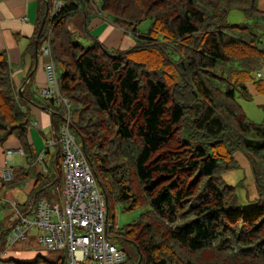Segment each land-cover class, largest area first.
<instances>
[{"label": "trees", "instance_id": "trees-1", "mask_svg": "<svg viewBox=\"0 0 264 264\" xmlns=\"http://www.w3.org/2000/svg\"><path fill=\"white\" fill-rule=\"evenodd\" d=\"M60 1L52 15L50 0H42L41 19L47 6L50 12L40 40L50 36L71 130L109 209L141 210L125 226L113 217L108 227L126 264H264V120L250 119L239 101L253 99L250 84L264 95L259 0ZM235 8L249 22H230ZM98 14L141 41L108 48L90 33ZM146 21L151 27L141 34ZM22 98L0 50V145L16 135L29 163L14 169L10 187L35 176ZM238 152L257 185L249 206L224 178L240 166ZM53 166L60 177L61 150ZM48 173L38 174L45 184L33 200L55 184ZM9 206L0 199V209ZM9 230L10 222H0L4 237ZM33 263L65 264V255L51 250Z\"/></svg>", "mask_w": 264, "mask_h": 264}, {"label": "crops", "instance_id": "crops-1", "mask_svg": "<svg viewBox=\"0 0 264 264\" xmlns=\"http://www.w3.org/2000/svg\"><path fill=\"white\" fill-rule=\"evenodd\" d=\"M41 5L42 0H0V50L8 53L13 67V81L16 90L25 92L26 98H22L21 104L31 120L28 139L35 152L32 162L35 176L21 185L24 188L10 187L6 183L4 171L8 167L13 171L16 168L29 167V163L25 155L21 156L17 152L11 156L8 154L11 149H22L21 141L16 135H12L4 144L0 145V199L9 203L10 209L12 208V212L6 217V224H9L14 212L11 204L13 201L17 202L20 210H29L32 204L42 199L40 195L33 200L34 190L43 188V184H45L38 175L42 173L37 162L40 153L45 151L47 160L50 161V165H53L55 155L61 150L58 138L61 132L60 126L62 127L59 121V118L62 117L61 111L54 102L41 95V88L47 85L45 65L49 62V58L41 52L45 38L39 39L38 50L35 43L42 22ZM259 7L264 11V0H259ZM89 29L91 35L98 38L108 48L125 50L135 45L131 34L126 33L101 14L91 20ZM261 72L263 73L262 78H264V66ZM249 87L253 99L245 100V103L241 105L250 119L262 121L264 120V95L259 94L253 84H250ZM236 157L239 165L246 170L245 184H251L252 193L248 200L250 202L258 195L254 173L242 153H236ZM21 241L11 248L3 245V254L0 259L10 253L8 257L23 260V256L27 253L24 250L28 248L29 241L23 240L20 244Z\"/></svg>", "mask_w": 264, "mask_h": 264}, {"label": "built area", "instance_id": "built-area-1", "mask_svg": "<svg viewBox=\"0 0 264 264\" xmlns=\"http://www.w3.org/2000/svg\"><path fill=\"white\" fill-rule=\"evenodd\" d=\"M62 7L60 0H55L51 14H56ZM41 52L49 58L45 65L47 85L41 88V95L56 104L65 106V118L61 127L59 141L62 151L63 191L62 201L41 199L37 206L32 204L28 211L19 209L13 201L14 212L11 216L10 230L0 233V255L2 247L11 248L18 241L27 237L31 228L43 233L39 236L42 246L49 251L67 250L65 264H126L125 253L116 247L108 237L110 209L89 161L71 130V106L64 96L59 83L56 61L52 55L50 36L43 41ZM262 77V72H258ZM19 153L22 149L9 150L8 154ZM46 152L38 156V163L44 174L49 172L45 163ZM7 181L13 178V170L4 171Z\"/></svg>", "mask_w": 264, "mask_h": 264}, {"label": "rangeland", "instance_id": "rangeland-1", "mask_svg": "<svg viewBox=\"0 0 264 264\" xmlns=\"http://www.w3.org/2000/svg\"><path fill=\"white\" fill-rule=\"evenodd\" d=\"M50 5L51 9L54 8L55 6V0H50ZM228 20L234 24L237 23H244V22H249L247 20L243 10L235 8L232 9L228 16ZM152 22L151 21H146L142 23L139 26V32L141 34H147L149 31V28L151 27ZM80 39L85 45L90 44L89 41H86V38L83 35H79ZM134 38L135 44L139 41L138 36H132ZM43 40V39H42ZM43 54V53H42ZM44 55V54H43ZM46 56V55H44ZM240 103H245L244 99H239ZM61 114H65V106L59 107ZM248 116V115H247ZM249 117V116H248ZM250 118V117H249ZM255 121L254 119H252ZM60 124L63 125L64 123V118L60 117L59 118ZM263 121V120H262ZM262 121H255L258 123H261ZM61 128V126H60ZM78 143L81 145V139L79 135L74 131L73 132ZM45 163L49 168V173L48 175L50 176V184H52L56 179V182L54 185H51L45 193L41 194L42 199H46L49 201H62V191H63V170L60 169V177H58L57 171L53 165H50V161L45 159ZM247 175L246 170H244L243 166H239L238 168L234 170H230L228 172L224 173V178L227 182V184L231 186H237L238 189V194L240 197V201L244 206H249L251 202L248 201V196L252 193L251 191V184H245V176ZM244 183V184H243ZM59 186V187H58ZM20 188H24V186H19ZM38 202H35V206H37ZM22 211H28V209H22ZM12 212V208H1L0 209V222L5 221L7 215H9ZM141 213V210H127L124 205H115L110 209V214H109V219L110 221L115 217V221L119 226H125L126 224L132 222L139 214ZM43 233V231L37 229V228H31L27 232V237L23 240L29 241L28 248L24 250L27 252L23 256V260L21 259H12L9 256L10 253L5 254V258H1L0 264H34L33 262L37 260L39 255L46 256L49 253V250L44 248L39 240V236ZM27 239V240H26ZM22 240V241H23ZM20 242V244L22 243ZM117 247L120 249L121 246L117 244ZM13 249V248H12ZM12 251V250H11ZM61 255H66L67 250L63 249L60 251Z\"/></svg>", "mask_w": 264, "mask_h": 264}, {"label": "water", "instance_id": "water-1", "mask_svg": "<svg viewBox=\"0 0 264 264\" xmlns=\"http://www.w3.org/2000/svg\"><path fill=\"white\" fill-rule=\"evenodd\" d=\"M49 12H50V9H49V6H47V10H46V14L42 20V23H41V26H40V30H39V34L36 38V49L38 50V42H39V39H40V36H41V33L43 32V29H44V26L46 24V21H47V18H48V15H49ZM19 93L22 95V90H19Z\"/></svg>", "mask_w": 264, "mask_h": 264}, {"label": "bare ground", "instance_id": "bare-ground-1", "mask_svg": "<svg viewBox=\"0 0 264 264\" xmlns=\"http://www.w3.org/2000/svg\"><path fill=\"white\" fill-rule=\"evenodd\" d=\"M59 187V186H58Z\"/></svg>", "mask_w": 264, "mask_h": 264}]
</instances>
